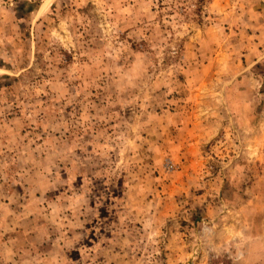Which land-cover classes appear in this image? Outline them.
I'll list each match as a JSON object with an SVG mask.
<instances>
[{"label":"rangeland","instance_id":"374dc122","mask_svg":"<svg viewBox=\"0 0 264 264\" xmlns=\"http://www.w3.org/2000/svg\"><path fill=\"white\" fill-rule=\"evenodd\" d=\"M0 264H264V0H0Z\"/></svg>","mask_w":264,"mask_h":264}]
</instances>
